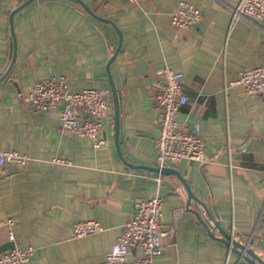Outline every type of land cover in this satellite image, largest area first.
Instances as JSON below:
<instances>
[{
    "label": "crops",
    "instance_id": "1",
    "mask_svg": "<svg viewBox=\"0 0 264 264\" xmlns=\"http://www.w3.org/2000/svg\"><path fill=\"white\" fill-rule=\"evenodd\" d=\"M26 0H0V77L9 65L10 14ZM115 27L94 18L75 0H32L13 17L16 60L0 80V148L24 161L0 169V213L12 217L14 239L0 228V253L13 241L31 247L26 264H91L105 258L140 198H163L167 230L153 264H249L218 237V222L264 261V91L231 85L240 70L264 66V15L257 22L235 14L241 0H185L202 20L188 30L172 25L181 0H83ZM163 66L184 73L188 102L178 113L187 128L198 123L205 159L175 167L201 200L189 199L178 176L151 167L157 160L160 117L151 85ZM110 72V73H109ZM63 74L71 87L108 90L104 143L95 146L59 127L62 103L36 111L34 83ZM110 74L119 93V145ZM136 154L132 159L130 154ZM127 162H132L131 164ZM99 221L104 230L72 237L74 223ZM143 255L142 248L127 256ZM257 264H260L256 261Z\"/></svg>",
    "mask_w": 264,
    "mask_h": 264
},
{
    "label": "built area",
    "instance_id": "2",
    "mask_svg": "<svg viewBox=\"0 0 264 264\" xmlns=\"http://www.w3.org/2000/svg\"><path fill=\"white\" fill-rule=\"evenodd\" d=\"M234 12L256 23L264 15V0H241ZM170 18L173 26L188 30L202 20V11L195 4L181 0L171 12ZM152 76L151 85L155 90L160 117V131L156 138L160 166L166 163L177 164L182 160L204 161L206 140L200 124L195 123L187 128L178 120L180 108L188 102L183 89L184 73L163 66L156 69ZM230 84L241 86L247 94H260L264 91V66L243 68L237 77L230 80ZM28 100L39 112L62 103L59 112V127L62 131H70L79 138L89 139L95 146L104 143L101 136L103 120L112 108L108 90L97 87L75 90L66 76L54 73L34 83ZM9 161L22 163L24 158L14 151L0 148V169ZM163 204V198L157 194L138 199L133 215L123 224L118 240L105 258L91 264H153L154 257L162 252L163 237L168 233L162 224ZM14 223V218L3 217L0 213V228H8L10 240L14 239ZM103 230L99 221L81 220L74 223L70 234L72 237H80ZM135 248H142L143 255L127 260L128 254ZM31 254V247L15 245L0 253V264H26Z\"/></svg>",
    "mask_w": 264,
    "mask_h": 264
},
{
    "label": "water",
    "instance_id": "3",
    "mask_svg": "<svg viewBox=\"0 0 264 264\" xmlns=\"http://www.w3.org/2000/svg\"><path fill=\"white\" fill-rule=\"evenodd\" d=\"M32 0H26L25 2H23L20 6H18L17 8H15L11 14H10V27H11V34H12V37H13V40H14V43H13V49H12V56H11V59H10V62H9V65L7 67V70L6 72L0 77V80H2L7 74L8 72L10 71V69L12 68V66L14 65L15 63V60H16V53H17V49H16V43H15V36H14V25H13V17H14V14L20 10L23 6H25L26 4H28L29 2H31ZM77 1L78 3H80L83 8L89 13L91 14L94 18L98 19V20H101V21H104V22H108L110 24H112L114 27H115V30L117 31L118 35H119V41H118V45H117V48L116 50L114 51V53L112 54L108 64H107V69L109 70L110 69V64L111 62L114 60L115 56L117 55L120 47H121V44H122V34L120 32V30L116 27V25L112 22V20H110L109 18H106V17H102V16H99L97 15L90 7L89 5L84 2L83 0H75ZM110 71V70H109ZM110 73V72H109ZM110 82H111V86H112V99H113V107H114V119H115V127H116V132H115V142H116V146H117V149L118 151L120 152V155L122 157V154H121V151H120V145H119V122H120V103H119V93H118V90L115 86V82L114 80L112 79L111 77V74H110ZM131 158L132 159H136V154H134L133 152H131L130 154ZM129 164H131L132 162H127ZM153 168L154 170L156 171H159L161 173H172V174H175L176 176L179 177V179L182 181V183L184 184L186 190H187V193H188V196H189V199H195L197 201H201L195 194L194 192L192 191L189 183L186 181V179L180 174V172L175 168V167H172V166H166V165H163V166H155V167H151ZM215 225L218 227V229L220 230V233H221V237H218L216 236L212 231L211 229L208 227V232L211 236L213 237H216L217 239H219L220 241L224 242L226 245L228 246H232L234 245L235 248L233 247V250L235 252H238L239 254H241L244 259L249 263V264H257L256 261H258L260 264H264V261L258 256L255 254V252L251 249V248H248L245 244H242L240 242H238L237 240L233 239L232 236L230 235V233L225 229L223 228L218 222L215 221ZM15 246L14 242L13 241H9L7 242L4 246H3V250H7V249H11Z\"/></svg>",
    "mask_w": 264,
    "mask_h": 264
}]
</instances>
